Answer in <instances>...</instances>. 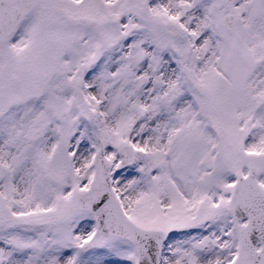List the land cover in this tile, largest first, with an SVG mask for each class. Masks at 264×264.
<instances>
[{"label": "snow or ice", "instance_id": "1", "mask_svg": "<svg viewBox=\"0 0 264 264\" xmlns=\"http://www.w3.org/2000/svg\"><path fill=\"white\" fill-rule=\"evenodd\" d=\"M0 264H264V0H0Z\"/></svg>", "mask_w": 264, "mask_h": 264}]
</instances>
